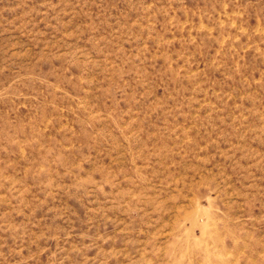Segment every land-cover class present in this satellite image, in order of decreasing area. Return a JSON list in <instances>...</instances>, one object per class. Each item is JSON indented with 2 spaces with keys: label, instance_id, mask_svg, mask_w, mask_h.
<instances>
[{
  "label": "rangeland",
  "instance_id": "rangeland-1",
  "mask_svg": "<svg viewBox=\"0 0 264 264\" xmlns=\"http://www.w3.org/2000/svg\"><path fill=\"white\" fill-rule=\"evenodd\" d=\"M0 264H264V0H0Z\"/></svg>",
  "mask_w": 264,
  "mask_h": 264
}]
</instances>
